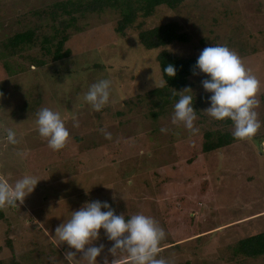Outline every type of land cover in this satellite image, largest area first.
I'll list each match as a JSON object with an SVG mask.
<instances>
[{
    "label": "rangeland",
    "instance_id": "374dc122",
    "mask_svg": "<svg viewBox=\"0 0 264 264\" xmlns=\"http://www.w3.org/2000/svg\"><path fill=\"white\" fill-rule=\"evenodd\" d=\"M53 1L0 0V43L34 22L18 13ZM73 15L63 44L67 57L55 60L41 48V35L54 31L48 18H34L38 39L20 51L23 57L5 54L0 46V179L10 184L24 174L40 179L18 207H2L0 261L11 264L14 256L23 264H67L64 253L70 249L54 230L86 200L99 199L116 214L152 216L165 231L158 255L172 264H264V256L233 251L238 239L264 230V0H188L177 9L158 8L151 21L138 17L124 33L115 29L120 18L115 8ZM172 19L188 34L170 47L172 53L197 59L204 47L225 44L258 78L261 126L254 136L201 152L203 133L215 121L203 111L210 95L201 85L203 73L188 78L196 132L171 122L173 105L149 116L143 95L154 86L152 72L157 81L161 74L156 50L145 49L136 34ZM27 55L44 63L33 65ZM102 78L112 82L110 101L95 111L83 95ZM42 107L64 118L70 138L63 149L53 151L39 136L35 119ZM9 127L17 132L16 145L5 139ZM102 233L93 242L105 245L97 262L104 264L106 257L111 264L113 242ZM5 237L12 239L14 255ZM115 255V264H129L126 253Z\"/></svg>",
    "mask_w": 264,
    "mask_h": 264
},
{
    "label": "clouds",
    "instance_id": "9594fccd",
    "mask_svg": "<svg viewBox=\"0 0 264 264\" xmlns=\"http://www.w3.org/2000/svg\"><path fill=\"white\" fill-rule=\"evenodd\" d=\"M161 71L163 76L176 75V67L171 63L166 64ZM192 72L193 75L205 74L201 85L210 95L209 106L203 111L215 120L231 121L234 138L254 136L261 126L256 111L260 103L257 98L260 81L245 67L238 53L225 44L206 46L200 51ZM163 76L157 81L152 72L156 88L167 85V79ZM111 88V80L99 79L89 85L83 101L93 110L99 111L109 103ZM175 92L180 95L173 104L171 122L182 124L194 133L197 131L194 127L197 114L193 107L194 93L189 86ZM35 125L39 136L47 141L48 147L53 151L67 145L70 133L59 111L49 107L40 108L36 113ZM73 126H78V121L74 120ZM161 131L166 129L162 128ZM4 132L9 144L19 143L15 129L9 127ZM104 135L106 138L111 137L108 132ZM38 181L40 179L32 174H24L11 184L0 179V207H18L34 191ZM128 183H132L131 179ZM101 229L103 237L113 242L108 248V252L115 257L111 264L116 262L117 251L126 253L129 264H172L170 260L158 255L161 242L165 239V231L152 216L143 213L130 216L116 214L108 201L99 199L86 200L78 209L71 211L70 216L54 230L56 239L60 243H66L70 249L64 253L67 264H76L77 261L98 264L97 257L101 255L105 245L93 242L100 239ZM76 252L82 253L79 259L75 258ZM104 264H109L106 257Z\"/></svg>",
    "mask_w": 264,
    "mask_h": 264
},
{
    "label": "trees",
    "instance_id": "16d2710c",
    "mask_svg": "<svg viewBox=\"0 0 264 264\" xmlns=\"http://www.w3.org/2000/svg\"><path fill=\"white\" fill-rule=\"evenodd\" d=\"M186 1L188 0H57L48 2L42 7L18 13L25 20L31 19L34 22L30 27L18 31L5 39V41H2L0 46H2V51L5 54H19L20 58L23 57L20 51L26 46L35 44L38 39L36 30L40 26L34 18H48L54 31L50 36L41 35L43 44L41 48L47 53H52V58L57 60L67 57L69 54V49H63V44L67 40V28L75 22L74 13L82 15L84 12H98L105 8H115L120 13L115 29L118 33H124L126 28L132 27L138 17L151 21L156 16L155 11L158 8L177 9L184 5ZM55 21H58L57 25H55ZM184 28L181 22L172 19L166 22H157L148 28L137 31L136 35L141 45L145 49L156 50L155 59L161 77L163 76L161 69L166 64L171 63L176 67V75L174 77L163 76L164 79H167V85L158 88L155 86L150 87L143 95L144 105L148 108V114L152 118L157 117L166 111L170 105L174 104L180 95V93L175 91H180L185 86L191 85L188 78L193 75L192 69L196 58L179 56L169 50L175 43L184 42L188 39V34ZM53 38H56L55 42H53ZM52 43L54 50L51 47ZM26 58L31 64L36 66L44 63L43 60L32 58L29 55ZM94 66H97V64H94ZM4 67L6 70H10L6 63H4ZM81 69H85V67L82 66ZM194 109L197 110L196 106H194ZM212 125L211 129L203 133L205 140L202 143V153L224 149L229 144L239 140L232 135L231 121L227 119L222 121L215 120ZM5 219L3 208L0 207V220ZM5 244L14 255V246L10 237H5ZM233 251L234 254L247 258L264 256V230L238 239L233 246ZM22 261V259L19 260L13 256L11 264H23ZM0 264L3 263L0 261Z\"/></svg>",
    "mask_w": 264,
    "mask_h": 264
}]
</instances>
